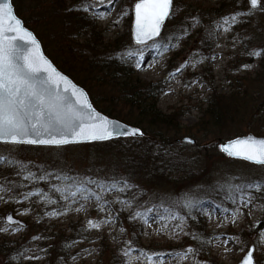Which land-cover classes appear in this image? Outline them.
Listing matches in <instances>:
<instances>
[{
    "label": "rangeland",
    "instance_id": "obj_1",
    "mask_svg": "<svg viewBox=\"0 0 264 264\" xmlns=\"http://www.w3.org/2000/svg\"><path fill=\"white\" fill-rule=\"evenodd\" d=\"M134 1L116 0L113 6L105 8L96 0H66L95 19L103 41L124 43L135 74L140 79L163 83L164 89L156 101L160 110L171 112L178 109L181 125L192 127L202 117L201 111L206 108L210 95L229 94L230 84L236 77L244 80L245 87L250 84L249 97L252 101L255 99L250 107L264 103V75L259 76L263 70L259 52L264 48V10L252 14L244 10L233 14L235 23L232 16H213L214 43L201 57L197 21L207 19V14L198 12L199 16L191 9V17L183 15L174 1L172 15L165 22L160 37L155 42H148L147 46H137L132 43L130 32ZM221 1L205 0L203 4L215 8ZM85 7L88 11H84ZM100 13H104L102 18ZM241 17L250 20V31L241 30ZM57 21L59 19H44L35 32L30 30L43 48L56 53L65 63L61 54L67 48L62 37L69 33L74 35V42L80 44L87 36L74 32L72 26L67 27L62 20L61 24ZM189 22L192 26L187 25ZM174 32L178 37L173 35ZM81 50L82 53L75 47L73 55L78 58L91 56L88 60L94 58L86 49ZM94 50L97 57H102L105 52L101 47ZM67 63L73 66L75 78L90 87L88 96L103 101V105L108 104L107 100L113 95L116 97L110 86L96 84L97 74L89 72L85 64L72 60ZM226 111L227 119L223 123L219 122L205 132L178 137H191L196 144L173 141L168 155H163L158 162L161 169L164 167L162 172L155 169V164L150 168L147 160L153 157L148 156L152 154L151 150L138 165L123 167L120 150L129 152L130 148L108 141L60 147L0 143V157H3L0 163L8 157L17 160V165L22 167V175L6 171L8 183L0 185V240L6 247L0 249V264H109L111 251L120 245H124L122 248L128 253L127 257L123 256L127 264H237L250 245H254L255 264H264V197L258 198L264 192L251 190L257 199L248 207L242 206L239 193H233L235 204L228 199L229 185L264 183V167L227 157L220 151L218 141L247 134L264 137V123L257 119L249 120L250 109L241 111L242 114L232 113L230 109ZM143 139L153 141L150 136ZM148 140L139 138L135 142L140 147L138 154L150 144L149 148L153 144L159 145ZM112 169L118 173L133 170L137 185L145 187L143 197L146 202L161 196L165 199L164 204L158 207L147 204L138 189L136 196L145 203L135 210L128 196L130 188L127 181L97 182L99 178H106ZM61 173L66 175L60 177ZM67 173H72L70 178ZM76 176L88 180L72 183L71 179ZM16 180H19L17 186ZM69 191H76L77 195L72 197ZM196 195L205 197L200 208H196L199 209L198 218L205 235L204 245L198 243L199 229L189 225L179 212V205H192L195 201L192 197ZM53 197L57 202L43 206ZM216 205L227 211L216 209ZM185 210L187 208L183 207ZM9 212L23 224L9 225L5 222ZM137 213L140 215L136 216ZM173 214L177 218L173 219ZM234 214L236 218L233 221ZM134 220L140 224L137 243L132 241L136 231ZM89 221L99 227L92 228ZM43 228H48L43 234L50 236L51 240L37 237ZM72 228H80V232L70 240V249L62 254L52 235L61 231L68 237V229ZM226 240L229 242L225 243ZM11 245L13 247L9 248ZM188 249L192 251L188 252ZM17 251H24L25 255L20 262H13L10 256L12 253L17 255Z\"/></svg>",
    "mask_w": 264,
    "mask_h": 264
},
{
    "label": "trees",
    "instance_id": "obj_2",
    "mask_svg": "<svg viewBox=\"0 0 264 264\" xmlns=\"http://www.w3.org/2000/svg\"><path fill=\"white\" fill-rule=\"evenodd\" d=\"M12 5L14 7V11L16 15L22 20L23 24L28 28L35 32L37 26L42 24V21L53 19H59L61 24H67V27H71L74 32H82L83 35L87 37L84 39V43H75L74 35L67 34V36H63L64 42L66 44V50L61 56L63 60L65 59V63L72 60V62L85 64L89 72L97 74L95 81H97V85H107L116 97H113L107 100L106 105H103V101L96 100L93 96H89L92 105L96 110L101 112L102 114L126 123L128 125L139 128L145 136H150L153 138V141L148 139L140 138V140H148L149 142H157L159 145L155 146L153 144L150 148L149 146L143 148V151L138 154V150L140 147L135 143L139 138H116L108 140L109 143H116V145H121L125 147H129V152H125V149L120 150V159L122 161L123 167H127V165L139 164L140 161L145 159V155H148V150L152 151L151 155L153 156L149 160L151 166L155 164V169L159 172L163 170L162 166L158 163L160 158L163 155L167 156L168 150H170V145L173 144L174 139L178 138L181 134L191 135L193 132H205L211 126H216L220 123H223L227 119L226 117V109H230L232 113L242 114L241 111L246 112L249 111V120L257 119L260 122L264 123V103H259L257 106L251 105L252 101L251 93L248 92V86L245 87L244 80L242 78H235L230 84L231 92L229 94H215L210 95L209 99L206 100V108L202 109V117L199 122L195 125L183 127L179 122L178 118L180 115V111L178 109H173L171 112H163L157 107L156 101L160 93L164 89V85L161 81H145L140 79L136 74L132 67V63L128 56V51L126 47L124 48V43H119L115 40L111 41H103L101 36V30L99 25L95 22V19L84 12L81 11L80 7H76L73 3H68L66 0H11ZM177 8H180L183 15H187L191 17V9L195 12H199L201 15L203 13L208 15L206 20V24L202 19L198 20L197 23L199 25V34L201 45L200 55L201 57L205 56L208 52L211 45L214 43L215 31L214 25L212 26L213 16L222 17L224 15L232 16L233 14H238L240 11L247 10L249 13H254L260 11V9H251L249 8L246 0H229L226 2L222 0L217 7L213 8L211 6H205L203 2L205 0H174ZM261 3L264 4V0H261ZM52 11V15L51 12ZM175 12V10H174ZM198 13V14H199ZM63 18H61V16ZM199 14V16H200ZM250 14V15H251ZM44 15L48 17H44ZM240 28L244 32L250 31V20L241 17L240 18ZM187 25L192 26V22H189ZM66 26V25H64ZM188 31V28H186ZM177 32H174V36L178 37ZM249 34V33H248ZM124 41V40H123ZM130 47H133L131 44H128ZM43 47V46H42ZM78 48L79 52H83L81 49H86L92 54L94 57L92 60H88L90 57L81 55V58L75 57L73 54L74 48ZM97 47H101L105 52L102 57H97ZM134 49L137 47H133ZM44 53L47 57L52 61V63L65 75L70 77L76 84L81 86L89 92L90 87H86L84 81H78L73 73L75 72L71 68L70 63L65 64L62 60H60L56 53L51 50H46L43 48ZM84 50V51H86ZM260 66L262 67V71L259 73V76L264 75V48L260 50ZM100 55V54H99ZM73 64V63H72ZM67 67H66V66ZM254 96V94H253ZM194 129L196 131H194ZM158 147V148H156ZM164 147V150L162 148ZM162 150V151H161ZM167 150V151H166ZM165 152V153H164ZM156 163H155V160ZM165 161V160H164ZM173 161V159H172ZM161 163V162H160ZM174 164V161H173ZM132 169V168H131ZM131 169H126L124 172L118 173L117 170L112 169L106 178H99L97 180L98 183L107 184L109 182H113L115 180L124 179L129 184L130 191L128 192V196L130 197L131 206L135 208V210L140 209L143 206V203L147 201L146 198L143 197V190L139 184L137 185L136 181V173ZM11 170V171H9ZM22 167L17 165V160L10 159L8 157H4V161L0 163V185H5L8 183L6 181L9 178V174L6 171L13 172L16 175L21 174ZM69 173H67L68 175ZM72 173L69 174V178ZM66 174L61 173L59 176H65ZM147 179V176L145 177ZM88 179H82L79 176L73 177L71 179L72 183H80L81 181H87ZM20 181H22V176L20 177ZM11 184V182L9 183ZM19 184V180H16V186ZM141 190L140 197L144 199L145 202L142 201V198L136 196L137 190ZM139 195V194H138ZM204 195V194H202ZM194 196V203L192 205H188L187 210L183 211L182 205H179L180 213L182 216L188 221L187 223L194 227L196 230L199 229L198 243L201 245L205 244L204 241V233L201 228L200 218H198L200 212V202L205 197ZM258 196V195H257ZM264 197V194L258 197L261 199ZM164 197L157 196L153 198V201L146 202L147 204L154 207L162 206L164 203ZM55 200V201H54ZM56 197L48 199L43 206H46L47 203L52 205L55 203ZM172 203H170L171 206ZM145 205V204H144ZM147 205V206H150ZM37 206V205H34ZM41 209V206H39ZM133 214V212H132ZM136 231L133 232V243L136 242V235L138 234L137 230L140 227V224L137 220H134ZM48 228H43L40 235H37L38 238L47 240L50 239V236L44 235L43 232L47 231ZM70 234L67 236L62 235L61 231L59 234L52 235L57 247H59V252L68 251L71 246V239L75 238V235L80 232V228H72L68 229ZM202 232L203 234H201ZM77 239V238H76ZM138 239V238H137ZM51 240V239H50ZM197 243V244H198ZM16 244V243H13ZM59 244V245H58ZM128 244V243H127ZM132 244V243H131ZM5 243L0 240V249H6ZM124 245H120L116 250H108L110 253V262L109 264H123L124 258L123 254L125 253V249H123ZM11 245L9 248H12ZM4 249V251H5ZM107 250V249H105ZM17 255H12L11 258L13 262H20L24 257V251H17ZM9 262V261H8Z\"/></svg>",
    "mask_w": 264,
    "mask_h": 264
},
{
    "label": "snow or ice",
    "instance_id": "obj_3",
    "mask_svg": "<svg viewBox=\"0 0 264 264\" xmlns=\"http://www.w3.org/2000/svg\"><path fill=\"white\" fill-rule=\"evenodd\" d=\"M115 2L116 0H96V3L105 8L113 6ZM173 3L174 0H138L135 4L137 44L147 46L148 41L155 42V39L160 37L161 26L172 15ZM248 3L251 9L264 10L261 0H248ZM84 11H88V8L85 7ZM99 15L102 18L104 13ZM231 20L235 23L236 16H232ZM225 23L228 21L225 20ZM24 37H28V44L36 46L31 34L20 27V21L13 15L11 5L6 0L0 2V143L60 147L84 140L104 141L113 137L139 134L136 129L120 131L118 125L114 126L107 120H101L86 103L77 102L75 106H69L60 93L59 84L63 77H60L43 57L15 45L14 41ZM139 66L138 64L137 67ZM41 72L47 73V78L37 83ZM53 84L56 85L55 90L50 87ZM222 151L229 157L264 167V139L257 140L251 136L237 139ZM2 159L3 157H0V160ZM245 189L249 191H244ZM251 190L264 192V183L253 182L235 187L229 185L228 199L235 204L233 193H239L242 206L248 207L257 199ZM69 195L75 197L77 192L69 191ZM182 206L187 207L188 204ZM215 208L220 209V205ZM139 215L140 213L136 214ZM172 218L177 217L173 214ZM235 218L234 214L232 220ZM7 219L10 223L13 222L11 217ZM88 223L92 228L99 227L92 221ZM187 251L191 252L192 249ZM253 251L254 249L248 250L242 264H253ZM127 255V252L123 254L124 257ZM148 259L151 260V257ZM123 264H127V261L124 260Z\"/></svg>",
    "mask_w": 264,
    "mask_h": 264
},
{
    "label": "water",
    "instance_id": "obj_4",
    "mask_svg": "<svg viewBox=\"0 0 264 264\" xmlns=\"http://www.w3.org/2000/svg\"><path fill=\"white\" fill-rule=\"evenodd\" d=\"M0 2H4V0H0ZM7 3H9L12 7V12H13V15L20 21V27L27 31L28 33L31 34V37L36 41V46H33V45H30L28 44L26 41L28 39V37H24V39H17L16 41H14L15 45L20 48V49H23V50H26V51H32V52H35L36 55L40 56V57H43L47 62L48 64L51 65L52 69L55 70L56 73L59 74L60 77H63V80L60 82L59 84V88H60V93L64 99V101L69 105V106H75L77 104V102H79L80 104H88L90 106V109L98 114V116L101 118V120H107L111 125H114V126H119V130L120 131H130V130H133V129H136L138 130V133L137 135H134V136H128V135H125V136H119V137H113L111 139H116V138H125V137H134V138H139V137H143L144 134L142 133V131L137 128V127H134V126H131V125H128L126 123H123L121 121H118L116 119H113V118H110L104 114H102L101 112H99L98 110H96L94 108V106L92 105L91 101H90V98L87 94V92L81 87L79 86L78 84H76L70 77H68L67 75H65L63 72H61L53 63L52 61L46 56V54L44 53L43 51V48H42V45L39 41V39L36 37V35L30 30L28 29L22 22V20L16 15L15 11H14V7L12 5V1L11 0H6ZM138 2V0H136L134 3H133V6H132V22H131V27H130V30H131V39H132V42L134 45H144V44H137L135 42V31H136V26H135V4ZM248 2V0H247ZM249 7H250V4L248 3ZM167 21V19L165 20V22ZM165 22L164 24L161 26V29H160V32H162V29L165 25ZM7 24V21L5 22ZM23 33H20V35H22ZM157 39V38H156ZM150 42V41H148ZM147 42V43H148ZM47 78V73L45 72H41L39 74V77H38V80L36 81L37 83H39L40 81H43ZM50 87L55 90L56 88V85L53 84V85H50ZM253 137L257 140H262L264 139V137H259V136H255L253 134H247L245 136H238V137H235V138H232V139H229V140H223L221 141L220 139H218L219 141V149L222 153H224L227 157H229L227 155V153L225 151H222V149H224L226 146H228L232 141H235L237 139H245L247 137ZM149 138V137H148ZM111 139H108V140H111ZM104 141H107V140H104ZM189 141H191V143H189ZM92 143V142H102V141H88V140H84V141H81V142H78V143ZM174 142L176 143H179V142H182V143H187V144H196V140L191 138V137H181V138H176L174 139ZM71 144H76V143H71ZM32 146H46V145H32ZM229 158H232V159H236V158H233V157H229ZM240 160V159H238ZM244 161V160H243ZM247 162V161H246ZM249 163V162H248ZM8 217H11L12 218V221L13 222H9L8 221ZM5 222H7L9 225H14V224H18V225H22L23 222L16 219L15 217H13L12 213L9 212L6 214L5 216ZM249 249H254V245H250L248 250ZM248 250L247 252L243 255V257L240 259V261L237 263V264H242V261L243 259L247 256V253H248ZM253 264H255V259H254V251H253Z\"/></svg>",
    "mask_w": 264,
    "mask_h": 264
}]
</instances>
